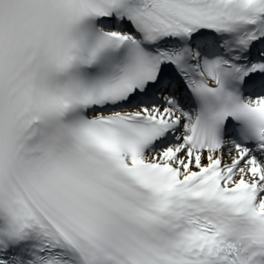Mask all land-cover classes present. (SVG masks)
<instances>
[{
    "label": "snow or ice",
    "instance_id": "1",
    "mask_svg": "<svg viewBox=\"0 0 264 264\" xmlns=\"http://www.w3.org/2000/svg\"><path fill=\"white\" fill-rule=\"evenodd\" d=\"M0 264H264V0H0Z\"/></svg>",
    "mask_w": 264,
    "mask_h": 264
}]
</instances>
